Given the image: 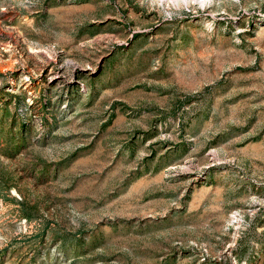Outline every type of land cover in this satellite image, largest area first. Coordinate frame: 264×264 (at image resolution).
<instances>
[{"label":"rangeland","instance_id":"1","mask_svg":"<svg viewBox=\"0 0 264 264\" xmlns=\"http://www.w3.org/2000/svg\"><path fill=\"white\" fill-rule=\"evenodd\" d=\"M0 264H264V0H0Z\"/></svg>","mask_w":264,"mask_h":264},{"label":"clouds","instance_id":"2","mask_svg":"<svg viewBox=\"0 0 264 264\" xmlns=\"http://www.w3.org/2000/svg\"><path fill=\"white\" fill-rule=\"evenodd\" d=\"M204 2H211V0H201V6H203Z\"/></svg>","mask_w":264,"mask_h":264}]
</instances>
